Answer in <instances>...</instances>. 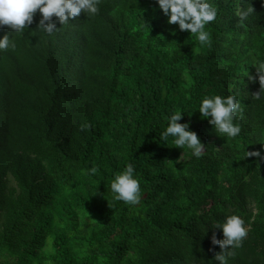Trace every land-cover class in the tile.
I'll list each match as a JSON object with an SVG mask.
<instances>
[{
    "label": "trees",
    "instance_id": "16d2710c",
    "mask_svg": "<svg viewBox=\"0 0 264 264\" xmlns=\"http://www.w3.org/2000/svg\"><path fill=\"white\" fill-rule=\"evenodd\" d=\"M249 2L241 23L248 0H213L209 45L158 0H99L51 34L39 11L23 33L0 26L17 45L0 50V264H221L212 221L233 212L249 233L228 264H264V98L246 75L264 60V0ZM212 93L240 100L236 138L195 109ZM179 109L202 157L159 136ZM129 162L137 205L110 190Z\"/></svg>",
    "mask_w": 264,
    "mask_h": 264
},
{
    "label": "clouds",
    "instance_id": "9594fccd",
    "mask_svg": "<svg viewBox=\"0 0 264 264\" xmlns=\"http://www.w3.org/2000/svg\"><path fill=\"white\" fill-rule=\"evenodd\" d=\"M160 8L168 16L169 23L178 22L181 30H190L195 34L201 45L211 43L210 32L206 25L217 19L218 8L213 0H158ZM88 16H93L99 11V0H0V26L7 25L16 30V33H23L33 22L37 11L42 13L39 21V30L44 33H54L57 28L54 17L58 18L63 25L69 23L70 17H76L81 11ZM257 13L254 5L249 2L243 7L238 15L243 23L250 15ZM48 21V23H46ZM16 41L8 34L0 37V50L15 49ZM257 75L249 71L248 75L252 80L258 78L260 88L253 96L256 99L264 98V60L254 63ZM202 118H208L215 126L216 131L227 136V139L236 138L242 131L239 123L238 113L243 111L240 100L235 93L222 95L217 93L205 94L200 98L198 107ZM187 109L173 110L164 130L159 133L163 141L168 142L172 138V144L187 149L192 155L202 157L205 154V144L195 130L190 127L189 121L181 122V117ZM193 110V109H192ZM192 110H187L191 114ZM88 125L85 124L84 127ZM264 141V140H260ZM261 156V150L246 149L245 156ZM97 166H92L89 172L95 174ZM134 163H127L126 167L115 174L111 180L110 190L115 200H122L130 205H137L142 199L143 189L140 179L135 175ZM253 211H257L253 209ZM213 226L222 228L223 239L215 233L212 235V243L224 247L223 252L216 253V259L221 264H228V258L235 254V249L242 246L248 236L249 228L243 216L238 213L225 215L222 220L212 221ZM230 246V247H227Z\"/></svg>",
    "mask_w": 264,
    "mask_h": 264
}]
</instances>
